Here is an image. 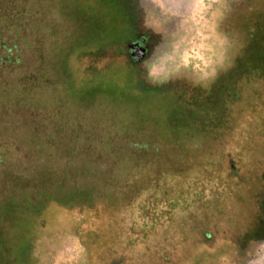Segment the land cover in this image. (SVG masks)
Instances as JSON below:
<instances>
[{
  "label": "trees",
  "instance_id": "1",
  "mask_svg": "<svg viewBox=\"0 0 264 264\" xmlns=\"http://www.w3.org/2000/svg\"><path fill=\"white\" fill-rule=\"evenodd\" d=\"M26 1L0 0V74L7 70L11 77L0 80V257L10 251L4 224L30 216L40 217L35 227H42L46 218L40 216L41 206L49 199L56 197L73 213L129 205L148 195L156 202L166 201L169 220H174L173 211L184 213L183 254L173 252L169 264L254 261L264 244V161L256 167L253 157L247 165L241 163L254 148V136L262 137L264 149V117L260 132L252 124L258 111L264 113V0H230L224 8L221 27L231 33L232 44L229 63L215 81L221 104L211 113L191 106L183 110L177 98L169 108V86L143 85L142 68L128 53V43L134 38L149 43L154 33L137 29L133 6L126 0H52L67 20L61 35L69 47L63 51L52 45L45 62L37 49L39 66L32 68L22 44L30 33L25 18H32ZM73 14L85 20L75 25ZM45 26L50 36L56 33L54 26ZM93 54H102L105 62L86 68L79 77L86 85L77 87L70 61ZM117 60L126 70L114 68ZM92 92L90 102L96 94L100 107L86 110L82 106ZM128 92L149 100L156 97L158 104L138 107L122 119L123 113L112 108ZM101 120L105 125L97 129ZM84 121L94 127L83 128ZM72 124L73 135L59 143L60 133ZM195 138L206 140L207 149L205 154L192 151V157L209 163L211 149L217 148L218 158L227 159L226 167L219 160L214 175L189 178L177 199L169 200L167 192L157 196L152 188L162 190L160 181L169 178V148L180 151ZM12 156L19 157L11 160ZM190 161L196 163L194 158ZM124 170L133 173L127 194L122 177H111ZM223 202L248 206L225 223L219 216ZM171 244L178 250V244Z\"/></svg>",
  "mask_w": 264,
  "mask_h": 264
},
{
  "label": "rangeland",
  "instance_id": "2",
  "mask_svg": "<svg viewBox=\"0 0 264 264\" xmlns=\"http://www.w3.org/2000/svg\"><path fill=\"white\" fill-rule=\"evenodd\" d=\"M229 1L126 0L133 6V19L137 29L154 33L153 40L146 43L147 54L141 59H135L138 62L136 65L140 66L143 71V85L152 88L169 86V90L172 89L173 93L168 94L169 108L175 98L178 99L176 102L180 103L177 105L180 108L183 107V110H188L187 107L191 106L203 111L208 110L211 113L220 107L221 99L216 96L217 94L215 95L214 91L217 86L215 81L218 71L229 63L232 36L230 32L222 30L221 27L224 8ZM24 5L32 18L26 16L25 21L23 20L30 33L22 44L25 46L28 57L26 63L35 68L39 66L37 64L39 58L35 52L37 49L41 52L40 55L45 62L50 56L49 48L52 45L63 51L69 47V43L66 41L65 44L61 35L67 27V20L56 12L52 0H27ZM36 5L39 6L38 10H36ZM72 17L75 25L85 20L84 18L79 20L74 14ZM45 23L54 26L56 33L50 36ZM128 53L131 54L130 50ZM70 62L75 73L77 87L83 88L86 85L85 82L79 81L82 72L84 73L86 68L100 67L105 62V58L102 54H93L73 59ZM115 62L114 68L119 67L126 70V67L122 65L123 62L120 60ZM220 75L224 79V74ZM1 79H11L7 76V70L0 74ZM93 94L92 92L87 95L89 100L82 108L90 110V108L100 107L96 94L94 102H90ZM151 99L141 98L128 92L118 98L116 108L112 110L123 113L124 116L121 118L124 119L127 116L125 114L138 107L139 109L142 106L155 107L158 99L156 97H151ZM106 110L108 112L110 109ZM263 115L262 110L258 111V119L252 123L257 127L255 130L258 132L263 125L260 119L264 117ZM118 119V122L121 121L120 117ZM86 122H83V128L94 127L92 122ZM103 124L105 125V122L101 120L97 129ZM74 126L75 124L66 125L64 131L60 133L59 143L64 144L68 137L73 135ZM22 128L20 125L19 130ZM8 130L11 131V128ZM114 139L119 140L120 138ZM79 140L82 139L79 138ZM251 143L254 148L250 149L249 158L246 157L241 164L247 165L253 157L256 167L257 163L259 165L264 161L263 139L256 135L251 138ZM213 144L217 146L224 142ZM183 146L184 149L174 152L169 148V178L160 181L162 190L156 191L157 187L152 188L157 196L167 192L166 197L169 200L177 199L176 196L185 188L187 189L189 178L202 177L206 173L214 175L216 173L214 169L219 160L226 167L227 159L220 156L218 158L217 148H213V151L211 149L210 156H208L210 157L209 163L203 164L201 160L204 159L192 157L194 156L192 151L201 150L202 153H206V140L195 138ZM14 152L22 155L19 150ZM18 157L12 156L10 159ZM193 158L196 163L193 162L191 165L190 160ZM205 170H210V172H205ZM112 174L114 176L111 175V177L116 179L122 177L121 180L126 183L123 193L127 194L129 192L126 189L128 188L127 183L131 181L129 178L133 175L132 171L124 170V172ZM211 194L216 197V192L212 191ZM60 203L61 201L58 202L54 197L41 206L40 216L46 218L42 227H35L40 217L35 220L30 216L4 224L2 227L4 239L10 251L1 255L0 264H169V255L173 252L179 256L183 254L184 243L181 240L185 233L181 229L185 225L184 213L173 211L174 220H169V205L166 201L156 202L153 196L146 195L138 197L129 205L108 204L98 211L90 208L73 213L68 211L71 209ZM217 204L220 206V203ZM244 204L223 202L222 214H218L220 219L225 223L226 218L233 222L236 217L235 212L243 210ZM22 205L24 208L30 207L26 203ZM245 206L248 205L245 204ZM171 243L178 244V250H175ZM21 246H26V248L23 249ZM13 247H15L14 250ZM250 264H264V244L258 258Z\"/></svg>",
  "mask_w": 264,
  "mask_h": 264
},
{
  "label": "flooded vegetation",
  "instance_id": "3",
  "mask_svg": "<svg viewBox=\"0 0 264 264\" xmlns=\"http://www.w3.org/2000/svg\"><path fill=\"white\" fill-rule=\"evenodd\" d=\"M137 39H132L129 43V50L130 53L132 54V56L134 57V59H141L142 57H144L147 52H148V46L147 44L144 42L139 43L136 42Z\"/></svg>",
  "mask_w": 264,
  "mask_h": 264
},
{
  "label": "crops",
  "instance_id": "4",
  "mask_svg": "<svg viewBox=\"0 0 264 264\" xmlns=\"http://www.w3.org/2000/svg\"><path fill=\"white\" fill-rule=\"evenodd\" d=\"M262 248H263V245L260 247V251H259V254H258V256H259V255H260V253L262 252ZM257 258H258V257H257ZM257 258H256V259H257ZM256 259H255V260H256ZM255 260H254V261H255ZM249 264H250V263H249Z\"/></svg>",
  "mask_w": 264,
  "mask_h": 264
}]
</instances>
